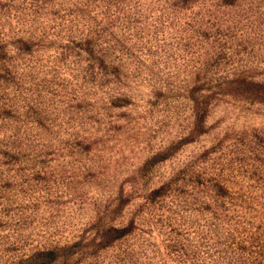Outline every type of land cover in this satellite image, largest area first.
<instances>
[{
	"label": "rangeland",
	"instance_id": "obj_1",
	"mask_svg": "<svg viewBox=\"0 0 264 264\" xmlns=\"http://www.w3.org/2000/svg\"><path fill=\"white\" fill-rule=\"evenodd\" d=\"M241 82L264 0H0V264H264Z\"/></svg>",
	"mask_w": 264,
	"mask_h": 264
},
{
	"label": "trees",
	"instance_id": "obj_2",
	"mask_svg": "<svg viewBox=\"0 0 264 264\" xmlns=\"http://www.w3.org/2000/svg\"><path fill=\"white\" fill-rule=\"evenodd\" d=\"M238 87L239 88H242L243 90H246L244 92H246L247 94H251V95H260V93L257 91V90H260V88H264V85H254L252 83H238ZM197 121L199 123H203L204 122V114L203 115H197ZM199 128L200 129H203L204 128V124H198ZM127 233V230H121L120 233H119V236L117 237L120 238V237H123L124 235H126ZM46 256H48L49 258V261H53L54 258H55V253L53 252H50L48 254H45ZM43 264H48V260L46 262H44Z\"/></svg>",
	"mask_w": 264,
	"mask_h": 264
}]
</instances>
